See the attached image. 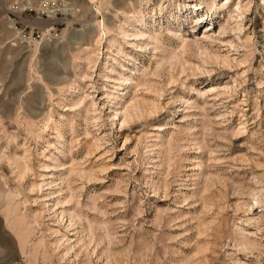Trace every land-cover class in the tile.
Wrapping results in <instances>:
<instances>
[{"label":"rangeland","instance_id":"rangeland-1","mask_svg":"<svg viewBox=\"0 0 264 264\" xmlns=\"http://www.w3.org/2000/svg\"><path fill=\"white\" fill-rule=\"evenodd\" d=\"M0 264H264V0H0Z\"/></svg>","mask_w":264,"mask_h":264},{"label":"bare ground","instance_id":"bare-ground-1","mask_svg":"<svg viewBox=\"0 0 264 264\" xmlns=\"http://www.w3.org/2000/svg\"><path fill=\"white\" fill-rule=\"evenodd\" d=\"M106 34H107V33L105 32L104 27H103V25H102L101 36L103 37V36H105Z\"/></svg>","mask_w":264,"mask_h":264}]
</instances>
